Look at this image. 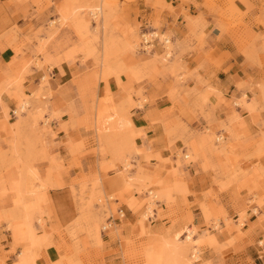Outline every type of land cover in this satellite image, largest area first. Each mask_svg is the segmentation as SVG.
Returning <instances> with one entry per match:
<instances>
[{"label": "rangeland", "instance_id": "1", "mask_svg": "<svg viewBox=\"0 0 264 264\" xmlns=\"http://www.w3.org/2000/svg\"><path fill=\"white\" fill-rule=\"evenodd\" d=\"M140 1H8L35 6L36 14L27 20L44 12L51 17L26 33L14 23L0 34V50H14L11 60H0V264H41L48 247L58 258L46 264H232L227 252L243 236V225L260 210L264 220V80L258 91L250 82L239 85L242 96L230 100L204 87L205 82L189 86L192 72L185 57L204 48L205 24L196 25L198 18L186 13L189 29L180 39L163 27L162 12L169 5L143 0L154 12L142 15ZM261 1L254 21L264 26ZM98 6L102 13L97 16L92 10ZM204 6L234 34L240 51L255 66H264V33L248 23L255 6L246 0H205ZM152 28L159 42L144 50L142 34ZM166 37L169 48L162 44ZM64 62L73 69L66 87L74 94L56 109L52 71ZM111 78L120 95L115 102ZM100 84L106 88L102 97ZM165 96L171 101L162 116L172 156L163 159L137 144L147 133L132 129L131 115ZM215 99L231 109L226 120L215 117ZM62 130L77 135L57 143ZM192 167L210 178L202 201L190 200L195 195L187 185ZM74 168L80 171L74 174ZM30 170L38 177L34 191ZM111 174L121 182L107 190L104 181ZM65 187L75 218L60 223L50 190ZM223 199L238 206L237 220ZM195 208L203 225L195 223ZM119 209L125 218L104 231ZM190 230L195 234L188 241ZM225 230L232 236L221 241Z\"/></svg>", "mask_w": 264, "mask_h": 264}, {"label": "crops", "instance_id": "2", "mask_svg": "<svg viewBox=\"0 0 264 264\" xmlns=\"http://www.w3.org/2000/svg\"><path fill=\"white\" fill-rule=\"evenodd\" d=\"M9 0H0V34L16 23L21 26L24 33L29 32L31 29H36L42 21L51 15L48 12H44L39 17H32L31 15L36 14V8L20 6L18 4H12ZM59 1V0H57ZM165 4L170 7L162 12L164 18V29L172 30L175 35L180 39H183L185 34L188 32L186 13L191 14L198 18L199 24L204 25V48L197 49L196 51L189 53L185 57L186 68L192 73L189 75V86H201V82H205L204 87L208 85L215 89V93H220L223 99L230 100L233 97L240 98L242 96V90L239 85L245 82H250L251 87L255 90H259L258 84L264 80V66H255L252 60L247 58L239 49V45L234 34L228 32V29L222 26L219 22L213 20L209 15V10L204 6L205 0H162ZM251 2L255 9L251 10L252 15L249 19V26L255 32L264 33V26L258 25L255 22V16L261 13L260 8L261 0H246ZM236 4L242 9H246V4L241 1H236ZM138 8L142 11V15H149L154 10L147 6L143 0L139 2ZM27 9V11H26ZM50 12L54 11V7L50 8ZM28 12V13H27ZM28 14V15H27ZM28 16V17H27ZM206 21V22H205ZM196 24V23H195ZM198 24V25H199ZM197 25V24H196ZM158 32V31H156ZM34 49V47H31ZM212 52L207 55V52ZM31 51V50H30ZM14 56V50L12 47H6L3 51L0 50V60L7 62ZM72 67L64 62L61 67L56 66L52 71L51 89L54 91L52 97V105L56 109H62L67 99H70L71 95L74 94L69 87H66L71 81ZM42 76V72L37 73L33 78L35 83ZM109 87L114 95V102L119 98L117 95L118 88L115 80L111 78L109 80ZM104 84H100L98 93L102 97L105 93ZM151 93L158 94L157 89L150 91ZM120 94V93H118ZM112 95V97H113ZM252 95V94H251ZM10 103V101H8ZM7 102V103H8ZM214 114L218 120H226L232 111L226 106L224 102L215 99ZM171 107V101L168 97L160 98L153 105H145L143 108H137L133 111L131 118L134 123L136 131L141 129L147 133V137L138 138L136 142L139 146L146 147L150 153L158 155L161 158H168L172 156V150L169 145V137L165 133L163 121L165 120L162 116L164 109ZM238 112H244L243 109L238 108ZM246 113V112H244ZM244 117L250 120L249 114H245ZM68 119H64L67 121ZM200 123L205 125L204 119H200ZM58 120L53 123L55 128L59 126ZM77 132L70 130L69 133H65L63 130L58 133L55 138V142H66L72 137H76ZM100 136V134H99ZM100 139L101 136H100ZM134 141V138H132ZM180 142H176V145ZM50 145L49 141L46 143ZM65 153V150H61ZM67 159L71 156L67 155ZM151 163L155 164L156 160H151ZM165 167L170 168L169 164ZM74 168V174L78 173ZM190 179L187 183L189 191L195 195L190 196V200L195 202L196 200H203V191L209 189L210 178L199 168L192 167L190 173ZM121 179L115 175H110L107 180L104 181V186L107 190H113L120 184ZM50 195L55 200V204L58 208V218L60 223H67L75 218V210L73 209V201L70 198L69 188H60L57 190H50ZM224 206L229 212L230 216H233L237 220L238 212L237 207L231 201L222 200ZM256 210V209H255ZM195 223L196 225H203L204 219L202 218L201 211L197 208L194 210ZM263 211L260 210L258 214H252L248 221L243 225L241 232L243 236L237 242V247L232 246L229 248L228 262L232 264H264V220L261 219L260 215ZM232 233L229 230L223 231L219 235L221 241L230 240ZM236 249H240L237 251ZM47 258L54 261L58 258V254L55 248L48 247L46 249ZM226 254V251H224ZM48 259L40 260L41 264H46Z\"/></svg>", "mask_w": 264, "mask_h": 264}, {"label": "built area", "instance_id": "3", "mask_svg": "<svg viewBox=\"0 0 264 264\" xmlns=\"http://www.w3.org/2000/svg\"><path fill=\"white\" fill-rule=\"evenodd\" d=\"M151 30H152L151 32H145L142 34L141 47L144 48V50H147L146 46H148V45H150V46L152 45V47H153V45L155 46V43L159 40L158 35L152 34L153 32H155L156 29L152 28ZM145 34H150V35H146V36H151V37L146 39ZM162 44H163V42H162ZM15 110L16 109H14L12 111L13 116H17V113ZM123 218H125V212L123 209H119L116 215H112L107 219V221H106L107 225L104 227L103 230L107 231V230L111 229V226H113L114 224H119Z\"/></svg>", "mask_w": 264, "mask_h": 264}, {"label": "bare ground", "instance_id": "4", "mask_svg": "<svg viewBox=\"0 0 264 264\" xmlns=\"http://www.w3.org/2000/svg\"><path fill=\"white\" fill-rule=\"evenodd\" d=\"M96 11L97 12H95V10L93 9L92 10V13L93 14H95V15H97L98 16V14L97 13H102V8L101 7H97V9H96ZM154 34H155V32H154ZM145 36H146V34H145ZM146 39L147 38H150V37H148V36H146L145 37ZM171 42V39H169L168 37H166L164 40H163V43L166 45V48H169V43ZM169 42V43H168ZM154 46V45H153ZM147 47V50H148V48H151L152 47V45L150 46V45H148V46H146ZM28 102H25V104H27ZM24 104V103H23ZM23 106V105H22ZM29 178L32 180V184H31V187H30V190H32V191H34V188H35V183H34V181H36L37 179H38V177H37V175H36V173L34 172V171H32V170H30L29 171ZM151 209L149 208V211H150ZM188 234H187V236H185L186 237V240H188V241H190V240H192L193 239V237H194V234H195V232L193 231V230H190L189 232H187Z\"/></svg>", "mask_w": 264, "mask_h": 264}]
</instances>
